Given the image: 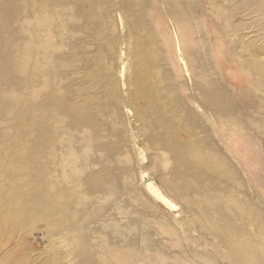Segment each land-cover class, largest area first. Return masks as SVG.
<instances>
[{"label":"rangeland","instance_id":"1","mask_svg":"<svg viewBox=\"0 0 264 264\" xmlns=\"http://www.w3.org/2000/svg\"><path fill=\"white\" fill-rule=\"evenodd\" d=\"M0 264H264V0H0Z\"/></svg>","mask_w":264,"mask_h":264},{"label":"bare ground","instance_id":"2","mask_svg":"<svg viewBox=\"0 0 264 264\" xmlns=\"http://www.w3.org/2000/svg\"><path fill=\"white\" fill-rule=\"evenodd\" d=\"M146 187L148 188V190L153 193L157 198H159L160 200H162L163 202H165V204H169L170 205V201L166 199V197L162 194V192L152 183V182H148L146 184ZM146 188V189H147ZM239 251V250H238Z\"/></svg>","mask_w":264,"mask_h":264}]
</instances>
